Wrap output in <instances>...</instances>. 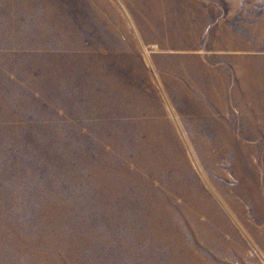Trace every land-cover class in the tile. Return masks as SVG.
Masks as SVG:
<instances>
[{"label":"rangeland","instance_id":"1","mask_svg":"<svg viewBox=\"0 0 264 264\" xmlns=\"http://www.w3.org/2000/svg\"><path fill=\"white\" fill-rule=\"evenodd\" d=\"M0 264H264V0H0Z\"/></svg>","mask_w":264,"mask_h":264}]
</instances>
